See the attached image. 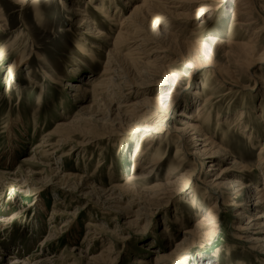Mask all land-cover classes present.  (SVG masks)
<instances>
[{
  "label": "rangeland",
  "instance_id": "rangeland-1",
  "mask_svg": "<svg viewBox=\"0 0 264 264\" xmlns=\"http://www.w3.org/2000/svg\"><path fill=\"white\" fill-rule=\"evenodd\" d=\"M180 1L151 0L168 16L144 25L148 37L158 39L148 48L160 55L162 73L143 74L124 51L115 55L119 86L111 92L125 93L119 105L105 96L92 100L91 88L84 86L99 78L111 46L99 42L98 35L80 32L82 16L71 15L67 7L88 12L91 25L84 32L92 26L114 39L120 30L94 12L95 1L0 0V193L7 189L0 200V220H5L0 224V264H158V256L165 258L159 264H264V254L240 240L236 229L264 210L238 217L242 202L234 205L232 197L223 205L210 188L231 160L252 169L250 176L238 169L234 176L251 185L249 190L263 184L258 156L264 142V120L259 119L264 113V0H219V11L205 24H182L180 15L189 11L175 9ZM252 1L258 7L250 15L253 24L246 26V19L233 15ZM112 3V8L108 1L104 6L122 24L129 8L121 0ZM159 22L161 30L156 29ZM250 41L261 45L251 70L241 62L238 47ZM82 45L99 62L86 57ZM44 73L66 84L80 81L87 92L76 96V88L56 87ZM209 96L208 108L223 123L215 132L214 122L209 136L225 145L231 157L221 163L204 158L195 180L177 176L169 181L172 132L185 122L195 124L188 118ZM133 104L137 111L128 112ZM237 120L246 121L248 130L231 129ZM60 139L65 142L54 159L44 157L50 147L43 141ZM159 148L165 161L148 174L144 169ZM187 159L196 163L192 156ZM204 193L210 200L202 199ZM215 203L217 229L198 230ZM87 223L96 228L87 229ZM261 227L256 233L261 230L263 236Z\"/></svg>",
  "mask_w": 264,
  "mask_h": 264
},
{
  "label": "bare ground",
  "instance_id": "bare-ground-1",
  "mask_svg": "<svg viewBox=\"0 0 264 264\" xmlns=\"http://www.w3.org/2000/svg\"><path fill=\"white\" fill-rule=\"evenodd\" d=\"M15 1H19V0H15ZM78 1L76 0L77 3ZM90 1L96 2V4L93 6L94 12L96 14H101L100 16L105 17L107 20H109V22L110 21L113 22L112 25H114L115 27L116 25L119 26L120 30L117 32L118 34L114 39L112 36L106 35L102 33L101 31H99V29H97L96 27H92V26L88 28V30L86 29V32H84L85 28L91 25L89 17H88L89 15H87L88 12L85 11V9H78L77 7L76 8L67 7L68 12L71 15L82 16L81 23L78 26V28L80 29V32L84 33L85 35H89V34L98 35L97 39L99 42H102L105 45L111 46L110 47L111 50L109 51L110 53L109 58L106 61L105 66L103 67L102 73L99 76V78L97 79L94 78L92 80L88 79L84 83V86H89L91 88L89 92L92 93L91 94L93 98L92 100L102 101L104 100L102 99L103 96H105L106 98H108L109 102L119 101L118 104L121 105L123 102L120 101L119 99L124 98V96L120 97V94L122 95L125 93L123 92L121 93L120 90L119 92H116V91L113 93L111 92V91H114L119 86L118 83H115L116 78L119 79L117 77L119 73L117 70L118 66L117 64L114 63V61H116L115 55L118 53L121 54V51L122 52L124 51L126 53L125 57H127L129 60L134 62L136 65H139V66L141 65V67L144 69L143 71L141 70L143 74L145 73L146 75L157 77L158 74L164 71L163 67H160L157 65L160 59L159 58L160 55H156V53L153 51V49L155 48L153 49L148 48V46L155 44L154 42L158 39L155 40V39L150 38V36L148 37V35L146 34V29L144 25L146 24V21L150 22L153 19L155 20L156 18L161 19V16H168V13L165 12V10L162 9L161 7L153 6L152 4H150L151 0H121L123 4L122 7L129 8V13L126 16V20L122 22V24H119L120 22L117 23L118 19H116V15L114 16L109 15L110 14L108 13L109 9L104 6V2L108 1V3L110 4L109 7L112 8V6H114V4L112 3V0H87L88 5H91ZM180 2H181L180 5L175 7V9L179 10V8L183 7L184 10L189 11V13L187 14L185 13V14L180 15L181 16L180 20H182L181 22L182 24L184 23L187 24L194 20H197V21L203 20L204 22L202 21L201 24H205V22L210 20V18H212V16L214 15V13H216L220 9V6L218 4L219 0H182ZM255 3L252 1V4L250 3L252 6H247L244 8L240 7L239 9L236 10L233 16L235 17L237 16L240 19H242L241 17L246 19V21L248 22L246 23L247 24L246 26L253 24V22L251 21L252 18L250 17V15L253 14L256 8L258 7ZM115 11H117V9ZM68 20L72 22V19H68ZM176 24L177 23L172 24V27H176ZM156 26H157L156 29L158 30H161L163 28L162 27L163 25H160V22L157 23ZM261 29H263V27ZM162 33L163 35L167 34L166 30L165 31L163 30ZM168 36H171L170 38L178 37L175 33H169ZM256 43L254 41H250V42H243L238 45L239 52H240V55H239L240 60L246 66H248L249 70L253 69L255 66L254 58L257 55L256 48L261 46L260 44L256 45ZM143 47H144V50H143ZM146 47L147 49L145 50ZM80 49L86 55V57L90 58V60L99 62V57H97L94 54V51L88 52V50L85 48V45H82ZM145 53L147 54L145 55ZM44 76L47 80L50 81V83H53L54 86L56 87L65 88V89L76 88V93H77L76 96H83L84 93L87 92V89H85V87L81 85L80 81L74 82L72 84H66L61 79H56L50 76L48 73H44ZM211 97L213 96H209L203 102V105H200V107H198V110L196 111V115L194 117L188 118V120L194 121L195 124L194 123L189 124L185 122V125L182 128L176 130L175 132H172L174 133V137H175V139H172V142H174L175 144V150H174V159L170 163L171 169L166 175L169 181L174 179L177 176H180L179 179L191 178L195 180L198 176H200L201 168H203L204 166V163H203L204 158L205 160L209 158H213V159L218 158L219 163H221V162H227L229 157H231V154H230L231 152H229L228 149L225 148V145L223 146L222 144H218L215 141V139H212L209 136L208 131L211 130L210 126L214 122H216L214 125L215 132H219L223 126V123L218 121V118L220 117H213L211 113V107L208 108L209 105L211 106V103H212ZM128 109H130V111L128 112H133V111L135 112L138 109V105H134V104L130 105L128 106ZM107 113L108 111H106V115ZM263 114L264 113L262 112L261 116H259V119L261 121L264 120ZM244 117H245V113L241 112L240 120L242 121V118L244 119ZM241 121H238L239 122L238 124H235L237 123L236 121L233 124L231 123L232 127L230 128L236 129L238 127V129L248 130L247 129L248 127L245 123L246 121L244 122H241ZM205 130L207 131V134ZM61 142L63 143L65 142V140L60 139L57 142H55V144H50L48 140L43 141V143L45 144L47 143L46 147L48 146L50 147L48 150L43 152V156L47 158L51 157L53 160L56 154L60 151V147L63 146ZM194 142H199V143L198 145H196L197 150L194 151V153H191V147ZM45 144H42V145H45ZM149 147H150V144L147 146L146 150H144L143 154L145 153L148 154ZM37 148H42V146H37ZM67 156H69V152L64 154L62 157L65 158ZM188 156H192L196 160V163L190 162L188 159L191 160V157L187 159ZM258 157H259L258 166L260 167L259 170H264V142L262 143ZM137 160L139 161V158ZM138 161L135 163L134 167H137V165H139ZM164 161H165V155L162 154L161 148H159L156 150L154 155H152V161L149 166L145 167L144 171L145 172L148 171V174H149L153 172L155 169H158L164 163ZM231 161L232 162L228 163V166H226L220 172V174L217 175L216 180L214 182L212 181L211 183L212 185H210V188H214L212 190H214V192H217L220 195L223 205L229 204V202H231L232 197H235L232 200V202H234V205H236L235 203L242 202L240 206L243 208L244 212L240 213L238 217H246L245 213L256 212L258 210H264V180H263V184L252 187L254 189L253 191L249 190L251 189V185L244 184L240 180L241 178L234 177V176H237V173L235 172L237 171V169L243 175L250 176V174L252 173V169L248 165L238 163L236 160H231ZM190 163H192L191 164L192 168L190 167L191 169L189 168L190 170H187V167ZM214 170H217V169L215 168ZM5 174H8V173H5ZM229 176L232 178L230 181H228L229 179L227 180ZM217 181H221V182L220 183L218 182L216 184ZM222 181H224V183H222ZM188 184L189 183L186 182V185ZM157 192L158 190H156L155 193ZM204 194L202 195V199L204 201L210 200L209 195H206V194L204 195ZM3 195L7 196V189H4L3 192L0 193V200ZM8 196H10V194H8ZM217 204L218 203H215V205H212L210 207L208 214L203 219H201L200 222H198V224L196 225V228L198 230H204V229L210 228L212 232V231H215V229H217V225L219 224V220H220ZM249 218H250L249 219L250 222L247 224L246 227L245 226L244 227L240 226L239 228L236 227L238 233L240 234L238 235V238L240 240H246V242L249 244V246L251 247L253 251H256L260 254H264L262 252L264 250V247H263L264 246V237H263L264 235L263 236L260 235L261 230L257 231L258 233H256V229H258L259 227L262 226L261 228H264V212H261L253 221H251L252 217H249ZM2 223H5V220L3 221L0 220V224ZM93 227L96 228L91 223H87L86 225L87 229H90ZM251 230H254L253 233H251V235H248L250 234ZM246 234L247 236H245ZM164 260L165 258H162V256L160 257L158 256L156 263L159 264L161 262H165Z\"/></svg>",
  "mask_w": 264,
  "mask_h": 264
}]
</instances>
